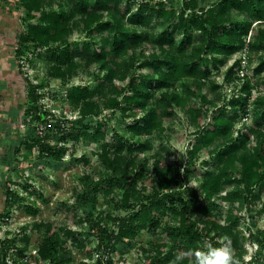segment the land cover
<instances>
[{
  "label": "trees",
  "instance_id": "16d2710c",
  "mask_svg": "<svg viewBox=\"0 0 264 264\" xmlns=\"http://www.w3.org/2000/svg\"><path fill=\"white\" fill-rule=\"evenodd\" d=\"M17 1L25 28L19 34L15 56L22 57L28 44L34 49L46 47L49 73L63 82L66 74L78 66L94 64L97 96H87L90 88L87 84L72 85L65 94L63 107L65 111L78 113L71 122L68 118H53L50 109L39 104L40 85L28 84V107L24 110L23 124L30 127L33 121H40L44 128L40 133L30 128L17 131L16 137L9 136L8 131L14 128L18 108L0 111L8 114L10 123L0 138V191L4 205L0 214L8 216L10 207L20 202L30 215L39 211L28 196L36 191L32 184L25 183V193L20 195L5 184L8 173L17 170L22 175L29 162L36 168L44 158L62 159L68 150L69 138L74 142L82 139L97 147L95 152L103 174L84 182L72 207L62 203L61 208L71 212L74 218L76 209L88 202V192H96L102 185L107 190L112 187L121 190L119 199L112 197V201L126 213L113 215L106 211L95 216L90 210L85 213L84 219L94 229V247L82 243L67 226L57 228L51 221L35 220L31 227L38 239L33 251L26 254L28 225H23V237L18 245L13 238L0 240V263L6 264V254L13 248L12 259L18 264H68L71 259L67 255L65 236H71L84 254L94 257V262L86 264H116L113 255L118 246H132L145 230H157L162 239L143 249L141 264H202L209 259V245L211 248L229 245L233 256L236 253L241 256L243 249H239L237 232L233 229L239 218L234 216L232 206L244 193L252 219L250 200L258 203L262 198L260 193L264 194V0H213L200 7L195 0H181L179 8L166 0H128L135 5L129 7L120 0H61L56 8H45L40 0ZM104 12L110 14L108 18H103ZM76 16L87 32V38L80 44L71 41L68 27L69 20ZM254 21L258 27L250 37ZM92 34L96 38L90 41ZM136 49L144 58L140 65L143 73L129 70L134 64ZM241 49L248 51L249 61L258 54L257 65L250 74L239 76L240 60L231 63L224 77L227 80L241 77L239 89L207 114L208 106L204 104L213 102L207 99L205 88L208 84L217 88L212 67L225 65ZM250 81L255 82L253 93ZM198 93H202L201 104L196 106L191 98ZM100 95L106 109H127L132 117L124 133H114L111 140L98 118L94 124L88 120V116L99 112ZM123 104L126 106L122 107ZM174 107L188 115L195 126V138L187 151V163L179 157L170 166L160 152L143 155L151 145L148 138L137 139L154 132L162 133V122L173 115ZM206 115L209 120L200 123ZM248 115L249 122L238 126L241 117ZM126 132L131 134L128 139H135L131 144H127ZM212 144L218 146L216 159L203 157L200 163L205 169L202 170L196 165V152L203 150L213 156L215 151L209 148ZM21 146L27 148L24 159H19L23 154ZM88 157L83 153L77 159L87 162ZM181 166L185 168L183 172H180ZM190 170L200 178L198 189L183 184L184 175ZM233 183L240 184L241 188L230 189ZM182 188L188 189L186 194ZM255 188L258 193L252 194ZM39 196L43 197L41 191ZM226 203L230 206L222 218L221 207ZM168 212L173 214L174 221L164 219ZM260 212H264V206ZM212 231L222 233L231 241L214 239L210 235ZM259 235L249 231L247 236L258 243V254L264 246V231ZM177 256L181 257L178 262ZM261 261L255 255L253 262ZM233 264H238L234 257Z\"/></svg>",
  "mask_w": 264,
  "mask_h": 264
},
{
  "label": "rangeland",
  "instance_id": "374dc122",
  "mask_svg": "<svg viewBox=\"0 0 264 264\" xmlns=\"http://www.w3.org/2000/svg\"><path fill=\"white\" fill-rule=\"evenodd\" d=\"M43 7L56 8V3L61 0H40ZM122 4L129 6L133 5V2L128 0H120ZM169 1L174 7L179 8L181 5V0H166ZM197 7L206 6L210 4L213 0H195ZM103 18H108L110 14L103 13ZM23 13L19 8L17 0H0V27L4 29L3 37L6 39L14 38L13 42V66H5L0 70V80L3 87H0V111L9 110V108H18V118L14 122V128L9 132V136L16 137L15 132L26 131L28 128L34 129L37 133H40L44 124L40 121H33L31 126L23 124L24 110L28 107L26 100V89L27 85H40L38 92L40 93L39 104L42 108H49L54 114L53 118H68L71 122L79 116L76 111H65L63 107L66 105V92L72 85H79V87L87 84L89 85V91L87 96L90 98H95L97 94L95 93V83L93 82V77L96 73V65L91 64L89 66H78L70 74H66V80L63 82L59 78L52 77L49 73L48 66L50 65V60L47 57L46 47H41L34 49L32 45L28 44L26 50L22 57L15 56V49L18 44V37L21 31L25 28V21L23 20ZM78 17H74L69 20L68 27L70 29L71 41L76 44H80L82 40L87 38V32L81 28L78 23ZM35 23L34 21H32ZM151 24H154V20H151ZM128 27V25H127ZM129 27L135 29V27ZM258 27V23L254 21L252 29L249 31L250 37L253 36L255 29ZM96 35H91V39ZM247 38V35H245ZM52 44V43H51ZM149 48L146 47L145 53L147 54ZM248 51L241 49L240 51L233 54L226 62L225 65L218 68L212 67L211 75L217 88L213 89L211 84L207 85L205 92L207 93V99L213 102V104H204L208 106L207 114L214 108L223 102H226L228 97L239 89L242 82V78H236L235 80H227L224 77V72L226 68L233 63L236 59L240 60V68L238 70L239 76L243 73H251L252 68L258 63V54L251 56V60H248ZM144 62V58L140 56L139 49H136L134 64L130 65L129 70L135 71L136 73H143L144 70L140 65ZM9 67V68H8ZM11 67V68H10ZM12 69V74H11ZM27 79V81H26ZM255 82L250 81L252 87V93L255 91ZM264 89V87H263ZM202 93L192 96L191 100L196 106L201 104L200 96ZM104 98L100 95L99 102V112L96 116H88V120L92 124L96 122L98 118L107 128L108 139L111 140L114 133H124L125 127L132 123V117L129 114L130 110L116 108V109H106L104 106ZM16 106V107H15ZM126 105H122L125 107ZM174 112L171 117L163 120L164 130L162 133L154 132L152 135L140 137L137 139L143 140L148 138L151 148L145 150L142 154L145 156H151L154 152H160L163 159H167L169 165H173L179 157L186 162L189 158L188 149L192 147L194 141V129L195 126L191 124L188 115L177 107L173 108ZM203 115V114H202ZM8 114L0 113V138L6 134L7 126L10 125L8 122ZM27 120L30 119L26 118ZM209 118L206 116L201 117L200 123L205 124ZM250 116H242L240 121H238V126L248 123ZM54 119L51 120V125H54ZM127 144H131L135 139H128L131 137L130 132H126ZM66 146L68 150L64 154V157L60 160L44 158L42 162L38 164L35 168L32 163L29 162L23 170V174L19 175L17 170H12L8 173V179L6 183L10 188L15 189L18 193L24 194V184L31 183L32 188L34 187L36 191H32L28 196L35 205L39 207V211L35 215H30L25 212L23 203L20 202L18 205H13L9 209L8 216H3L0 214V240L2 238H13L18 245L23 237V231L21 227L23 225H28L25 230L28 235V250L29 253L35 248L37 243V232L31 227V224L38 219L51 221L52 224L59 228L67 226L75 232V236L84 244L94 247L96 243L94 234V229H92L89 224L84 219V215L87 211H91L93 215H98V213H103L110 211L113 215H123L126 213L124 210L119 209L114 206L112 197L119 199L121 190L112 187L111 190H107L106 186H98L96 192L89 191V200L86 202L83 208L76 209V216L73 218L72 213L61 208V204L65 203L72 207L73 200L75 196L82 190L83 184L87 180H96L99 176L103 174V170L100 167V161L96 156V146L89 144V142L84 140H79L74 142L72 139H67ZM2 148V147H1ZM210 149H214V155L210 156L204 153L203 150L196 152L198 159H196V165L202 167L200 161L203 157L206 160L210 158L216 159V153L218 146L212 144L209 146ZM23 154L19 156V159H24L26 156L27 148L21 146ZM206 150V149H205ZM86 153L89 155L88 161L84 162L78 160L81 154ZM189 162V161H188ZM187 163V162H186ZM185 169L183 166L180 168V172ZM232 170L235 171L236 167L233 166ZM183 184L192 189H198L200 186V178L195 176V173L188 172L184 175ZM230 189H240V184L229 185ZM1 189V188H0ZM224 190V189H223ZM43 193V197L39 196V192ZM187 188H182L183 193H187ZM258 193V189L255 188L252 194ZM261 194L260 202H252V213L254 218L251 219L248 210L246 209V202L244 193L240 195L238 201L232 206V211L234 216L238 217V223L233 226L234 231L237 232L238 246L239 249H243V254L241 256H236L232 251V256L238 261V264H243L247 262L248 264H264V246L261 252L258 254V243L250 241L248 239V233L264 231V212L259 213V209L264 206V194ZM251 193L248 194L250 197ZM3 195L0 191V213L4 205L2 204ZM230 204H224L221 208L223 209L222 218L226 215V210ZM72 211V210H71ZM5 215V214H4ZM220 216V215H219ZM165 220L174 221L173 214L168 212L164 216ZM7 231L6 233L3 231ZM214 235V239L228 242L231 238H226L222 233L216 234L214 231L210 233ZM65 236V235H64ZM258 237V236H257ZM260 238V235L258 239ZM160 233L156 231H142L137 238L134 240V244L131 245H121L114 252V259L116 264H141L142 257L144 256L143 249L155 245L161 241ZM224 245V244H222ZM65 246L67 247V255L70 257V262L68 264H86L94 262V257H88L82 251L81 247H77L73 242L71 236H65ZM102 255V252L98 253ZM66 255V256H67ZM95 256V252L93 254ZM258 256L262 259L261 262H253L254 257ZM211 254L209 252V259ZM2 259L0 255V260ZM24 261V258L22 259ZM18 264V261H16Z\"/></svg>",
  "mask_w": 264,
  "mask_h": 264
},
{
  "label": "clouds",
  "instance_id": "9594fccd",
  "mask_svg": "<svg viewBox=\"0 0 264 264\" xmlns=\"http://www.w3.org/2000/svg\"><path fill=\"white\" fill-rule=\"evenodd\" d=\"M211 257L202 264H233L232 250L229 245H222L220 248H211L209 245ZM203 256V253H200ZM181 257L177 256L176 261H180Z\"/></svg>",
  "mask_w": 264,
  "mask_h": 264
},
{
  "label": "crops",
  "instance_id": "0c3cea01",
  "mask_svg": "<svg viewBox=\"0 0 264 264\" xmlns=\"http://www.w3.org/2000/svg\"><path fill=\"white\" fill-rule=\"evenodd\" d=\"M4 29L0 27V70L4 68L5 66H10L13 63V58L12 57V49H13V42L14 38H9L6 39L3 37ZM13 64L11 65V67ZM10 67V68H11ZM9 68V67H8ZM11 74H12V69H11ZM3 84L1 83L0 80V87ZM16 107V106H15Z\"/></svg>",
  "mask_w": 264,
  "mask_h": 264
},
{
  "label": "built area",
  "instance_id": "2783aa9c",
  "mask_svg": "<svg viewBox=\"0 0 264 264\" xmlns=\"http://www.w3.org/2000/svg\"><path fill=\"white\" fill-rule=\"evenodd\" d=\"M4 232L6 233L7 231L5 230V231H3V234H4ZM8 233V232H7ZM6 238V237H5ZM5 238H2V240L3 239H5ZM33 251V250H32ZM15 252V250L13 249V248H11V249H9L8 250V252H7V254H6V257H5V262H6V264H16V262L12 259V254ZM31 252V251H30ZM26 254H28V253H26ZM24 260H26V257L24 258Z\"/></svg>",
  "mask_w": 264,
  "mask_h": 264
},
{
  "label": "flooded vegetation",
  "instance_id": "af4514ba",
  "mask_svg": "<svg viewBox=\"0 0 264 264\" xmlns=\"http://www.w3.org/2000/svg\"><path fill=\"white\" fill-rule=\"evenodd\" d=\"M1 264V263H0Z\"/></svg>",
  "mask_w": 264,
  "mask_h": 264
}]
</instances>
